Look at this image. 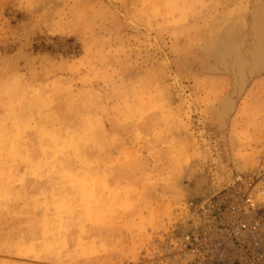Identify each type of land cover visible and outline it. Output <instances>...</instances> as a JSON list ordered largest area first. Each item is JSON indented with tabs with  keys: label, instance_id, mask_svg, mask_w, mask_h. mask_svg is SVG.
<instances>
[{
	"label": "rangeland",
	"instance_id": "1",
	"mask_svg": "<svg viewBox=\"0 0 264 264\" xmlns=\"http://www.w3.org/2000/svg\"><path fill=\"white\" fill-rule=\"evenodd\" d=\"M0 100V264H264V0H0Z\"/></svg>",
	"mask_w": 264,
	"mask_h": 264
},
{
	"label": "bare ground",
	"instance_id": "2",
	"mask_svg": "<svg viewBox=\"0 0 264 264\" xmlns=\"http://www.w3.org/2000/svg\"><path fill=\"white\" fill-rule=\"evenodd\" d=\"M0 101H1V100H0ZM33 101H34V100H33ZM43 103H44V102H43ZM16 104H17V103H16ZM24 104H25V103H24ZM13 109H14V108H13ZM15 121H16V120H15ZM19 123H20V121H19ZM22 123H23V122H22ZM22 123H21V124H22ZM17 126H18V125H17ZM21 126H22V125H21ZM19 127H20V126H19ZM21 128H22V127H21ZM16 129H17V128H16ZM15 157H16V156H14V160H15ZM39 157H40V156H39ZM64 157H65V156H64ZM46 158H47V157H46ZM54 158H55V157H54ZM29 159H30V158H29ZM55 160H56V159H55ZM70 161H71V160H70ZM11 162H12V161H11ZM22 162H23V161H22ZM65 163H66V162H65ZM68 163H69V161H68ZM61 164H62V163H61ZM61 164H60V165H61ZM8 165H9V164H8ZM60 165H59V166H60ZM3 166H4V165H3ZM71 166H72V165H70V167H71ZM84 166H85V165H84ZM41 167H42V166H41ZM60 167H61V166H60ZM73 167H74V165H73ZM35 168H36V167H35ZM65 168H66V167H65ZM65 168H64V170H65ZM68 168H69V167H68ZM70 169L72 170V168H70ZM67 170H68V169H67ZM61 173H62V172H61ZM9 176H10V175H9ZM11 178H12V177H11Z\"/></svg>",
	"mask_w": 264,
	"mask_h": 264
},
{
	"label": "built area",
	"instance_id": "3",
	"mask_svg": "<svg viewBox=\"0 0 264 264\" xmlns=\"http://www.w3.org/2000/svg\"><path fill=\"white\" fill-rule=\"evenodd\" d=\"M244 227V226H243Z\"/></svg>",
	"mask_w": 264,
	"mask_h": 264
}]
</instances>
